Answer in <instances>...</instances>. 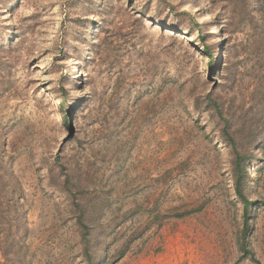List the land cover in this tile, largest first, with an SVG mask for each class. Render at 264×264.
Wrapping results in <instances>:
<instances>
[{"label": "rangeland", "instance_id": "rangeland-1", "mask_svg": "<svg viewBox=\"0 0 264 264\" xmlns=\"http://www.w3.org/2000/svg\"><path fill=\"white\" fill-rule=\"evenodd\" d=\"M85 232L95 264H264V0H0V264H88Z\"/></svg>", "mask_w": 264, "mask_h": 264}, {"label": "trees", "instance_id": "trees-1", "mask_svg": "<svg viewBox=\"0 0 264 264\" xmlns=\"http://www.w3.org/2000/svg\"><path fill=\"white\" fill-rule=\"evenodd\" d=\"M206 51L210 54V48L208 46H206ZM236 160H235V167H234V174H235V189L237 191V194L240 196V198L242 200H244L245 202V206H246V210H249V207L251 205V201L248 199V197L246 196L245 193V185H246V173H247V168H248V164L246 162L247 158L246 157H242V155L239 153V151L236 152ZM203 208V206L194 208V209H189L186 210L184 212H179V213H175V216L177 217H183L187 214H190L194 211H199ZM167 218V215H161L158 214V216L156 218ZM86 218L85 216V210H82V213L80 215L79 220L83 223L84 219ZM248 221V220H247ZM163 222L161 221L160 224H162ZM248 222H246V230L244 232V236L243 239L241 240V248L243 250L244 253H248V254H252L251 251H249L248 246H247V239H246V235H247V230H248ZM88 225H86V229ZM141 236V234L137 235V237ZM136 238V237H135ZM134 238V239H135ZM84 239H85V252L86 255L88 257V264H95L94 260H93V256L91 251L89 250V246H90V240H89V236L88 233L85 232L84 233ZM134 239H131L134 240ZM130 241H128L125 246L121 249H119L116 253V255L114 256L113 260H117L119 258H121L128 250V246H129Z\"/></svg>", "mask_w": 264, "mask_h": 264}, {"label": "bare ground", "instance_id": "bare-ground-1", "mask_svg": "<svg viewBox=\"0 0 264 264\" xmlns=\"http://www.w3.org/2000/svg\"><path fill=\"white\" fill-rule=\"evenodd\" d=\"M209 17H210V16H208V18H209ZM208 18H207V19H208ZM207 19H206V20H207Z\"/></svg>", "mask_w": 264, "mask_h": 264}]
</instances>
